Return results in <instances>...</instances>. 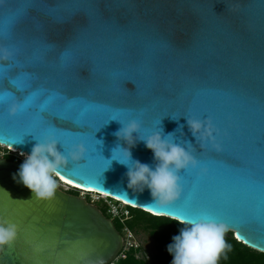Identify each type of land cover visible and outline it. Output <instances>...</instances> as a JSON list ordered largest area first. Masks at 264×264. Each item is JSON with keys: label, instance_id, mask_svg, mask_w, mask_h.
Returning a JSON list of instances; mask_svg holds the SVG:
<instances>
[{"label": "water", "instance_id": "obj_1", "mask_svg": "<svg viewBox=\"0 0 264 264\" xmlns=\"http://www.w3.org/2000/svg\"><path fill=\"white\" fill-rule=\"evenodd\" d=\"M28 3L29 0H5L0 4V30L9 23L22 24L18 13L26 11ZM47 3L52 8H62L65 0H47ZM128 3L134 6L123 7ZM105 4H110L111 8ZM212 5L219 15L210 11ZM109 22L141 26L139 54L129 61L110 64L77 55L73 66L65 69L62 53L74 35L72 25L52 20L42 24L38 18L29 19L28 31L42 37L49 46L47 51L37 48L35 54L49 63L53 71L71 76L77 84L68 86L59 79L38 75L26 61L11 73L5 72L8 64L0 61V144L9 150L27 153L35 139L31 134L25 135L23 143L13 144L12 148L11 142L19 129L9 122L17 120L23 126L29 120H42L51 126L56 116L62 127L53 131L72 140L65 147L82 142L87 149L83 160L69 162L60 172L59 176L71 180V184L116 199L119 196L118 200H127L126 204L154 216H158L155 210L167 211L169 213L159 215L166 218L209 215L201 205L202 195H213L233 181L237 182L234 186L241 199L248 196V177L244 171L247 166L238 154L217 152L197 144L199 160L207 171L199 176L198 185H189L184 191L192 211L179 201L157 208L147 190L140 193L127 188L126 167L111 159L112 149L118 143L113 133L121 124L110 120L95 133V139L101 141L96 145L99 154L111 160L110 166L103 170L107 162L99 155H92L95 141L90 134L104 117L97 121L81 120L74 114L86 110H122L126 112L125 121L136 119L141 124V134L148 135L153 131L149 121L164 108L182 107L188 115L199 118L201 107H206L221 127L228 123L233 125L230 131L236 141L242 142L249 136L259 139L264 135V0H101L97 25L105 28ZM71 55L66 53L64 59H70ZM125 78L138 82L134 94L119 87V82ZM153 84L171 89L170 94L166 98L154 94ZM124 87L130 92L135 89L131 82H126ZM11 104L23 106L24 111L10 116ZM181 125H184L182 129ZM159 128L163 130L162 135L174 133L177 142L195 144L185 116L178 120L165 116ZM240 133L242 135H238ZM58 148L63 151L59 144ZM131 152L134 159L153 163L152 153L142 141H138ZM19 165L17 161L0 159V218L21 221L25 229L35 226L37 232L55 230L60 237L69 240L86 238L95 244L96 258L109 264L122 246V236L113 222L96 205L59 187L54 199L36 200L28 188L12 178ZM213 219L225 223L226 232H232L237 241L264 253V227L259 223L247 218L218 216ZM30 241L31 233L22 231L14 248L6 246L0 251V264H44L30 258ZM49 264L69 262L53 260Z\"/></svg>", "mask_w": 264, "mask_h": 264}, {"label": "snow or ice", "instance_id": "obj_2", "mask_svg": "<svg viewBox=\"0 0 264 264\" xmlns=\"http://www.w3.org/2000/svg\"><path fill=\"white\" fill-rule=\"evenodd\" d=\"M4 2L5 0H0V4ZM100 2L101 0H65L62 8H52L47 3V0H29L26 11L18 13L22 24L9 23L0 30V47L6 48L11 53L9 58L5 60L8 67L4 71L11 73L14 68L24 66L23 62L26 61L31 71L38 75L43 74L49 78L59 79L68 86L77 84V81L71 76H66L63 72L53 71L49 63H46L44 59L35 54L37 48L41 51H47L49 46L42 37L28 31L27 23L33 17L38 18L42 24L52 20L57 23L72 25L74 35L71 42L66 46L65 53H62V62L65 69L73 66L77 55L91 57L100 64L125 62L135 58L140 51L138 37L141 26L131 22L124 25L109 22L107 27L99 28L97 21L99 19ZM133 6L132 3L123 5V7L128 9ZM105 7L111 8V5L105 4ZM208 10V7L205 6V11ZM210 11L217 14L213 11V5ZM77 17L79 18L78 20L76 19ZM113 34H116L117 38L113 39ZM66 53L72 54L70 59H64ZM126 82H131L135 85L134 91L130 92L124 87ZM119 87L129 94H134L137 90L138 82L132 78H125L119 82ZM152 91L154 94L166 98L170 94L171 89L153 84ZM43 110L40 109V111ZM23 111V106H20L16 115H20ZM124 113L126 112L122 110L105 112L86 110L83 113L77 112L74 114L75 118L81 120L97 121L104 117L99 126L90 134L95 141L93 156L99 155L102 157L96 148V145L100 143L95 139V133L110 120L124 122ZM165 116L178 120L181 116L190 115L182 107L176 109L164 108L149 121L153 131L160 130L161 119ZM199 119L202 121L209 120L213 129L212 140H205L204 147L217 152L233 151L238 154L241 162L247 166L244 171L248 177L246 186L249 193L248 196L241 199L237 188L234 186L237 182L233 181L227 187H220L213 195H202V207L213 218L218 216L247 218L264 227V135H261L259 139L249 136L244 141L238 142L230 131L233 125L228 123L225 127H221L214 121L213 116L209 114V110L206 107H201ZM58 120L59 117L53 116L51 126L42 120H29L23 126L18 124L17 120L10 121L9 123L12 127L19 129V134L12 140L11 144H16L22 141L25 135L31 134L33 138L53 136L60 142L63 149L66 148L65 145L71 143L72 140L63 138L53 131V128L62 127V125L58 124ZM81 135H84V133H81ZM238 135H242V133ZM179 142L184 143L186 141L180 140ZM197 144H199L197 141L192 144L194 148L192 154L199 160L198 150L196 149ZM214 144L219 145V150L213 146ZM112 158L114 159L115 156ZM103 160L107 162V166L103 169L105 170L110 166V160H105L104 158ZM180 175L182 177V192L176 201H179L184 208L192 211L191 202L185 199L184 191L188 189L189 185H198L201 177L191 170L184 171ZM253 177L255 179H252ZM59 179L69 184L72 183L71 180H65L62 175L59 176ZM75 186L80 187V185ZM119 198L118 196L117 199ZM125 203H128V201L125 200ZM148 211L152 212V209ZM161 213L169 212L155 210L156 215L159 216ZM175 216L182 219L190 218V215ZM7 221L16 224L18 227L17 239L8 246L9 248L15 247L22 231L27 230L31 233L30 243L32 246L28 254L32 259L43 261L44 264H49L53 260L67 261L69 264H91L96 259V246L86 238L69 240L60 237L55 230L37 232L35 226L25 229L21 221L15 219ZM237 238L239 239L240 237L238 236Z\"/></svg>", "mask_w": 264, "mask_h": 264}, {"label": "clouds", "instance_id": "obj_3", "mask_svg": "<svg viewBox=\"0 0 264 264\" xmlns=\"http://www.w3.org/2000/svg\"><path fill=\"white\" fill-rule=\"evenodd\" d=\"M10 55L6 48L0 47V61L7 60ZM18 108L17 105L11 104L8 114L16 115ZM185 119L189 132L201 148L204 147L205 140H212L213 129L209 120L202 121L193 116H185ZM118 122L121 127L113 133L118 143L112 149V157L115 158L111 159L126 167L124 177L127 188L140 193L147 190L157 207L169 206L180 197L182 170H193L197 176L206 174V167L192 154L194 148L191 143L177 142L174 133L162 135V129L142 135L141 124L136 119ZM183 127L184 125L180 126L181 129ZM34 139L36 142L29 152H19L23 160L12 178L28 188L36 200L49 201L55 198L57 177L61 170L69 162L83 160L87 149L82 142H78L60 151L58 144H61L53 136ZM138 141H142L151 151L152 164L133 158L131 149ZM18 143H23V140ZM213 146L219 150L218 144ZM0 159L3 157L0 156ZM169 218L182 225L178 234L173 235L171 242L166 245V251L172 257L170 264H217L221 253L227 247L224 236L228 227L225 223L218 222L207 214L189 219L177 216ZM17 235V225L0 218V251L10 246L17 239ZM91 264H104V261L98 257Z\"/></svg>", "mask_w": 264, "mask_h": 264}, {"label": "trees", "instance_id": "obj_4", "mask_svg": "<svg viewBox=\"0 0 264 264\" xmlns=\"http://www.w3.org/2000/svg\"><path fill=\"white\" fill-rule=\"evenodd\" d=\"M6 159L21 163L12 156L6 157ZM129 210L130 219L127 222L128 227L133 229L134 225H139L140 223L148 225L150 228L149 236L156 244L160 263L170 264L172 257L166 251V245L171 242L173 235L178 234V230L182 225L178 224L175 220L162 216H154L137 208L129 207ZM113 224L119 232V224L115 221ZM224 239L227 247L221 253L217 264H264V253L250 249L237 241L232 232H226ZM135 254V251L130 252L126 258L116 264H148L147 261L138 259Z\"/></svg>", "mask_w": 264, "mask_h": 264}, {"label": "built area", "instance_id": "obj_5", "mask_svg": "<svg viewBox=\"0 0 264 264\" xmlns=\"http://www.w3.org/2000/svg\"><path fill=\"white\" fill-rule=\"evenodd\" d=\"M2 147V146H1ZM0 156L3 157V154L0 152ZM19 157V156H17ZM17 159V158H16ZM18 160V159H17ZM22 160V159H21ZM58 187L60 189H69L68 186H65L63 183L59 181L57 178ZM76 190V189H75ZM80 193V197L85 199L86 201L90 202L91 204H94L103 201L107 207H106V213L107 216L112 222H117L120 226L119 233L122 236V246L115 258L112 259V261L109 264H116L117 262L123 260L126 258V256L130 252H136L137 257V251L140 247L138 243H136L133 239V233L132 230L128 227L127 222L130 219V210L129 207L135 208L133 206H130L126 204L125 202H122L116 198L104 195L102 193H99L97 191H78Z\"/></svg>", "mask_w": 264, "mask_h": 264}, {"label": "rangeland", "instance_id": "obj_6", "mask_svg": "<svg viewBox=\"0 0 264 264\" xmlns=\"http://www.w3.org/2000/svg\"><path fill=\"white\" fill-rule=\"evenodd\" d=\"M0 152L2 154L7 153L8 155L14 157L15 159L17 158L21 162L23 160V157H21L18 153L16 154L8 153V150L1 146H0ZM62 190L66 191L67 193L74 194V195H78V196L80 195V193L73 188H69V189L62 188ZM95 205L100 209V211L104 215L107 216V213H106L107 205L103 201H99L95 203ZM131 230L133 233L134 241L140 245L139 250L137 251V258L147 261L148 264H162L160 263V260H159L160 258L158 256V250H157L156 244L149 236V231H150L149 226L146 224L140 223L139 225H134L133 229Z\"/></svg>", "mask_w": 264, "mask_h": 264}, {"label": "bare ground", "instance_id": "obj_7", "mask_svg": "<svg viewBox=\"0 0 264 264\" xmlns=\"http://www.w3.org/2000/svg\"><path fill=\"white\" fill-rule=\"evenodd\" d=\"M0 146H2L3 148H6V146H4V145H1L0 144ZM8 153H12V154H16V153H18L19 154V152L18 151H16V150H12V149H10L9 151H8ZM59 181L61 182V183H63L65 186H68L69 188H73V189H76V191H94V190H91V189H85V188H82V187H76L74 184H69V183H66V182H64V180H60L59 179Z\"/></svg>", "mask_w": 264, "mask_h": 264}, {"label": "flooded vegetation", "instance_id": "obj_8", "mask_svg": "<svg viewBox=\"0 0 264 264\" xmlns=\"http://www.w3.org/2000/svg\"><path fill=\"white\" fill-rule=\"evenodd\" d=\"M10 155H8L7 153H3V158L6 159V157H9ZM21 162V161H20Z\"/></svg>", "mask_w": 264, "mask_h": 264}]
</instances>
